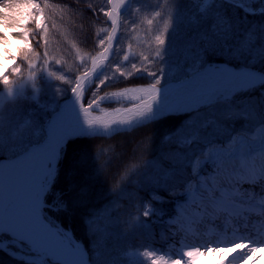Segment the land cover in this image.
Returning a JSON list of instances; mask_svg holds the SVG:
<instances>
[{
    "label": "snow or ice",
    "instance_id": "1",
    "mask_svg": "<svg viewBox=\"0 0 264 264\" xmlns=\"http://www.w3.org/2000/svg\"><path fill=\"white\" fill-rule=\"evenodd\" d=\"M128 3L129 0H107L106 8L93 11V15L102 14L107 19L111 31L105 30L106 35L98 37L95 54H88L87 58L79 57L82 74L72 81L70 89L78 110L71 108V118L62 126H56L53 121L59 114L47 127V138L43 144L28 145L21 140L18 147L6 155V159H0L7 178L0 244L6 247L14 241L21 249L27 247L32 253L28 257L32 264H88L80 244L68 231L52 223L44 211L46 207L58 210L64 205L42 202L55 175L62 148L80 133L82 124L89 131L99 128L107 132L117 125H131L139 120H148L150 124L167 116L200 113L201 109L223 104L225 108L219 118H189L184 127L166 135L164 142L173 147L161 160L154 158L147 161L145 166L150 171L143 174V179H151L152 183L161 186L177 179L182 181L179 191L169 189L170 193L182 197L177 201V216L199 197L205 213L224 212L229 218L243 220L244 231H247V215L252 206L264 210V112H260V121L255 127L243 132H232L230 126L224 123L238 118L254 119L255 107H236L232 101L241 93L256 89L264 92V24L247 30L237 29L227 14L228 8H240L251 16H264V0H194L197 5H205L198 11L202 18H211L212 23L201 36L195 54L183 65L167 63L170 41L164 34L157 36L153 62L159 60L166 66L159 74L143 66L149 61V57L143 54L138 62H132L125 54L123 64L112 63V57L116 55L114 48L119 43L117 37L122 26V9ZM49 8L48 0H43V3L41 0L0 2V82L6 86L9 97L15 96L17 87V82L11 77L21 76L22 73L18 60L26 61L29 69L35 67L34 58L48 62L50 30L46 10ZM156 16H160V12ZM176 20L181 22L179 12ZM30 24L35 25V30L29 28ZM55 26L52 23V27ZM34 36L37 44L42 42L44 46L43 56L33 48ZM128 51H131V45ZM209 51L242 61L243 66L237 69L229 63L207 65L205 57ZM101 72L104 74L100 79H95ZM140 73L149 77L148 83H129L118 91H105L103 95H98L111 82H130ZM166 80L167 87H164ZM91 83L95 84V90L85 104V91ZM166 88L177 89L176 96H166ZM119 99L127 100L128 105L106 111L103 117L91 116L92 110L99 108L101 103ZM226 132H230V138L221 141L219 137ZM41 134L42 130L37 133L39 137ZM210 134L215 138L208 140ZM198 143H203L204 147L193 152ZM6 151L0 139V154ZM257 159L259 167L255 164ZM186 168L191 169V175L184 179L178 174ZM132 182L137 181L133 179ZM244 184L251 188L243 189L241 186ZM116 190L112 189L114 193ZM120 194H124L122 189ZM113 207L109 205L98 209L90 217V231L94 234L106 232L111 224ZM151 214V208L143 212L145 217ZM260 214L264 217V211ZM238 231L232 229L231 236L225 234L224 238L218 236L211 243L187 247L171 259H166L164 255L155 258V251H145L143 256L150 258L151 264H201V259L209 255H219V264H232L231 258L237 255L238 264H262L264 255L257 254H264V222L259 225V230L253 226L254 234L237 235Z\"/></svg>",
    "mask_w": 264,
    "mask_h": 264
},
{
    "label": "rangeland",
    "instance_id": "2",
    "mask_svg": "<svg viewBox=\"0 0 264 264\" xmlns=\"http://www.w3.org/2000/svg\"><path fill=\"white\" fill-rule=\"evenodd\" d=\"M96 1L100 8L107 7V0ZM192 1L193 7L191 6V9L189 7L181 8L180 0H134L129 10L122 17V33L116 47V55L112 58V63L120 62L123 64L122 58L125 54L129 55L132 62H138L142 60L141 54H143L149 57V61L144 62L143 66L149 67L150 70L157 71L159 74L160 70L165 69L166 66L159 60H155L154 62L153 60L157 50L156 37L164 34L166 40L170 41L167 63H169V65L173 63L183 65L187 59H190L195 54V50L200 46L201 36L212 23L211 18H202L198 11L199 8H203L202 6L205 5H197L194 3V0ZM240 10L243 11L242 9ZM157 12H160V16H156ZM178 12L181 15L180 23H177L176 20ZM243 13L246 12L243 11ZM150 20L152 21L151 24H149ZM193 20H195V22H193ZM253 21H255V19ZM232 23L237 29H241L238 19L232 21ZM260 24H264V21H261L259 24L252 23L251 27ZM165 29H167L166 33ZM105 30H109L108 25L102 27L101 36L106 35ZM129 45H131L130 52L128 51ZM80 56H85L87 58L88 54L75 51V59L69 64V68L64 67L63 63L60 62L61 60H54L51 57L47 58V63L40 60L41 62L36 64V59L33 64L35 66L34 68L29 69L28 66L27 70L22 71L21 76L11 77L17 82L15 96L12 97L8 96L6 86L0 82V139L3 140L7 150L5 154H0V158L10 155L11 150L16 149L21 140H24L26 144L30 145L37 143L44 136L47 119L54 110L58 108L59 102L70 94V89L73 86L72 81H74L79 71L83 68L80 64ZM219 57H222L226 62L238 61L218 52L209 51L205 57L206 63L218 61V59H220ZM60 77H64V79H59ZM139 77L147 80L133 83L146 84L149 82V77L144 73L136 75L133 79H139ZM98 79H100V77ZM122 81L123 80L111 82L110 86L106 85L107 88L101 89L98 95H103L105 91L110 93L118 91L122 87L128 86L129 82L124 83ZM120 83L124 84L120 85ZM167 83L168 81L166 80L164 85ZM89 89L90 93L85 102L92 97L95 84L91 85ZM128 103L129 102L125 99H119L114 101L106 100L100 105L113 107L115 105H126ZM232 104L236 107L249 105L256 108L254 119L244 120L243 118H238L234 121L224 122L230 126L232 132H243L246 129L250 130L259 123L260 112H264V92L256 89L241 93L233 99ZM224 108L225 105L217 104L211 108L201 109L200 113H187L182 115L180 125L170 133H174L177 129L184 127L189 118L194 120L212 116L219 118ZM41 130L42 134L39 137L37 133H40ZM214 138L215 137L210 134L208 140ZM229 138L230 132H226L219 137L221 141H226ZM167 147L168 148H165L160 154V159L159 157H155L156 160H161L173 146L167 144ZM203 147V143H198L193 147V152ZM80 168L81 165L79 162H73L70 166L68 175H72ZM149 171L150 169L146 168L141 174L143 175L145 172ZM178 175L187 179L191 175V169L186 168ZM85 179L87 180V177H85ZM143 183L149 193V199L142 202L140 209H134L135 213L134 216H131L132 218H122L120 219V223L129 224L128 226L135 228L137 232L145 229L147 232L146 237L149 238V245L145 246L143 243L140 244V239L137 238L135 244L131 243L129 248L123 247L118 254L115 253V246L112 243L113 240H111L109 247L105 244L101 250H97L96 259L98 261H108L110 264H151V259L143 256L145 251H155V258L164 255L166 259H171L174 258L177 253L187 250V247L195 244L194 239L189 237L184 231L183 225L187 223L181 218L175 219V215L172 213V211L176 210L177 201L181 198L170 193L169 189H176L178 186L182 185V181L177 179L163 186L152 183L151 179L144 180ZM80 190L82 191V188H80ZM176 190L179 191L178 189ZM109 205H114L111 210L112 219L109 229L112 239L117 243L118 237L116 235H118L119 232L118 206L115 201L109 202L106 206ZM146 208H151L153 214L145 217L143 212ZM188 209L189 205H186L182 209V213ZM44 211L49 219L56 223H63L57 218L55 220L47 209ZM262 222L264 221H257V224L252 225L249 230L251 234H254L253 226L256 230H259V225ZM191 227L197 232H204L206 228H210V225H205L204 228L201 225H191ZM173 229H177V232L179 230L181 231L180 239L183 241L182 245L178 244L175 238H172L170 232L173 234ZM107 252L110 254L106 256ZM262 264H264V262Z\"/></svg>",
    "mask_w": 264,
    "mask_h": 264
},
{
    "label": "trees",
    "instance_id": "3",
    "mask_svg": "<svg viewBox=\"0 0 264 264\" xmlns=\"http://www.w3.org/2000/svg\"><path fill=\"white\" fill-rule=\"evenodd\" d=\"M48 2L51 8L46 10V20L49 21L50 30L47 58L61 60L64 67L69 68V64L75 59V51L92 54L98 50L96 43L106 23L102 20L104 19L102 14H98L102 19L93 15V10L98 12L100 9L96 0H48ZM192 2V0H180L181 8L192 9ZM227 14L231 21L238 19L240 28L244 30L251 27L252 23L259 24L264 21V16H251L243 13L239 8H228ZM52 23L56 25L54 28ZM29 28L35 30V25L30 24ZM40 39L42 41V37ZM32 45L34 50L43 56L44 46L42 42L37 44L35 36ZM36 59H33V64ZM40 62L37 59L36 64ZM17 63L22 71L28 69V63L23 59L18 60ZM234 63L243 64L242 61H234ZM143 80L146 79L139 77L129 83ZM122 82L127 83V81ZM181 121V115H171L133 131L118 133L111 137H77L69 140L63 149L57 174L46 201L49 204L59 202L64 207L58 210L47 208V210L65 225L69 224L72 227L75 236L88 248L94 264H110L108 261H98L96 253L105 244L109 247L111 240L115 246V253L118 254L123 247L129 248L131 243L135 244L137 238L140 239V244L149 245L145 229L137 232L135 228L129 227V224H121L120 219L134 216V209H140L142 202L149 199L141 173L146 169L148 160L161 158L160 154L168 148L163 138L175 130ZM75 161L79 162L81 168L68 175L70 166ZM133 179L137 182L133 183ZM114 188L117 189L115 193L112 191ZM121 189L123 195L120 194ZM110 201H115L118 206L117 243L112 239L109 227L104 233L94 234L90 231L88 223L90 217ZM109 254L107 252L106 256ZM0 264L26 263L12 259L0 250Z\"/></svg>",
    "mask_w": 264,
    "mask_h": 264
},
{
    "label": "bare ground",
    "instance_id": "4",
    "mask_svg": "<svg viewBox=\"0 0 264 264\" xmlns=\"http://www.w3.org/2000/svg\"><path fill=\"white\" fill-rule=\"evenodd\" d=\"M0 2H2V0H0ZM164 87H167V85H165ZM165 94H166V96H169V97H175L176 94H177V89H175V88H166L165 89ZM84 102H85V97H84ZM71 108H75V109L78 110V104H77L76 99H75V97L73 95L68 100H65L64 102H62L61 107L59 109H57L52 114V116H50L48 118V120L45 123V131L47 130V127L51 124V122L59 114L60 115L56 118V120L53 121V124L56 125V126H62V124L65 121H67L68 119H70L71 118ZM106 111H111V110H108L107 108L99 105V108H96V109H93L92 110L91 116L94 117V118L95 117H103V116H105V112ZM146 121L147 120H139V121L134 122L131 125H126V126L117 125V126H114L112 129H110L107 132H105L103 129H99V128L95 129L94 131H89L87 129V127L82 124L81 125V131H80V133H104V134H108V133H111V132H113V131H115V130H117L119 128H131L132 126H136L138 124H142V123H144ZM45 138H47L46 135H45ZM45 140L41 144H43L45 142ZM56 167H57V165H56ZM53 178H52V180H53ZM6 179L7 178H6L4 166L2 164H0V222L3 221L4 215H5ZM181 186L182 185L178 186L176 189L180 190ZM45 194L42 197L43 204L45 202L44 201ZM173 195H175V194L173 193ZM175 196H177V195H175ZM177 197H179V196H177ZM181 199H182V197H181ZM195 203L189 204V206H191V205H193ZM172 213L175 215V219H177V218L180 219L181 218L184 221V217L183 216H181V215L177 216L176 215V210L175 211H172ZM255 213H256L255 218H257V219L261 218L258 210H255ZM247 223H248V226H249L248 227V230L247 231H244V221H243L242 225L240 226V228H241L240 229L241 230V233L240 234H245V235L251 234V232L249 230L252 227V225H254L256 223V221L254 219L252 220V219H248L247 218ZM205 224L209 225L210 223L209 222H205V223L201 224L202 227H204ZM55 225L59 226L60 228H63L64 230H66V231H68L70 233V230L67 229V228H65L61 224H55ZM183 228H184L185 233L189 237H191V238L194 239L195 244L193 246H202L204 244H208V243H211L212 241L216 240L213 235L208 234V233H205L203 231H198L197 232L194 229H192L189 225H183ZM237 235H239V234H237ZM257 238H259V237H257ZM76 242L78 244H80V246L83 249L82 244L77 239H76ZM0 245L4 246L3 244H0ZM7 246H10V245L7 244ZM84 252H85V250H84ZM257 255H263V254H259L258 253ZM220 259H221V257L219 255H216V256H208V257H205V258H202L201 259V264H219V260ZM231 260H232V264H238V262H239V256L237 255L235 258H231Z\"/></svg>",
    "mask_w": 264,
    "mask_h": 264
},
{
    "label": "water",
    "instance_id": "5",
    "mask_svg": "<svg viewBox=\"0 0 264 264\" xmlns=\"http://www.w3.org/2000/svg\"><path fill=\"white\" fill-rule=\"evenodd\" d=\"M128 5H129V4H128ZM128 5H126L125 8L122 9V14L126 12V10H127V8H128ZM118 35H119V34H118ZM117 38H118V37H117ZM100 74H101V73H98L96 77H98ZM96 77H95V78H96ZM78 135H79V134H78ZM45 139H46V138H44V139L42 140V142H43ZM42 142H41V143H42ZM41 143H40V144H41ZM0 247H1V246H0ZM1 248H2L3 250H6L4 247H1ZM6 251H7V250H6ZM7 252H8V251H7ZM10 254H11V253H10ZM11 255L14 256V257H17V258H23V257L18 256V255H16V254H15V255H14V254H11ZM24 259H25L26 261H30V260H28V258H24ZM86 259H87V256H86ZM87 261H88V259H87ZM88 264H90V263L88 262Z\"/></svg>",
    "mask_w": 264,
    "mask_h": 264
}]
</instances>
